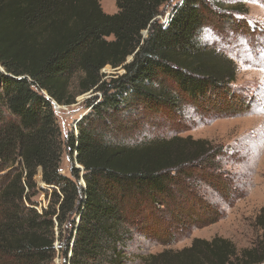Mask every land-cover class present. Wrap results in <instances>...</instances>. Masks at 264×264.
Masks as SVG:
<instances>
[{"label": "trees", "instance_id": "1", "mask_svg": "<svg viewBox=\"0 0 264 264\" xmlns=\"http://www.w3.org/2000/svg\"><path fill=\"white\" fill-rule=\"evenodd\" d=\"M115 5L110 14L99 0H0V102L6 109L0 113V168L11 167L0 188V264H50L54 226L61 233L70 219L75 235L63 249L65 256L70 249L69 264H120L124 226L147 220L160 201L173 219H181L183 209L169 204L196 200L198 180L222 192L227 188L220 145L179 135L112 143L106 134L110 117L130 97L150 111L178 110L185 102L201 115L244 112L246 98L231 87L234 61L201 38L217 3ZM168 9L164 23L160 17ZM107 65L124 72L106 79L101 70ZM96 92L98 101L97 95L84 100L89 111L76 122V134L63 138L54 103L71 105L77 95ZM64 149L81 166L71 168V177L59 169ZM38 169L52 188L41 213L24 202L30 203ZM255 223L261 233L249 247L238 250L221 236L194 238L188 247L149 255L145 264H264V206Z\"/></svg>", "mask_w": 264, "mask_h": 264}, {"label": "rangeland", "instance_id": "2", "mask_svg": "<svg viewBox=\"0 0 264 264\" xmlns=\"http://www.w3.org/2000/svg\"><path fill=\"white\" fill-rule=\"evenodd\" d=\"M182 1L172 0V4ZM99 2L108 13L117 10L115 0ZM215 2L217 6L213 9L216 17L204 25L201 38L205 44L215 47L234 61L236 78L231 87L235 93L246 98L247 106L245 102L242 106L244 112L224 116L201 115L200 111L185 102L178 110L150 111L139 107L138 102L130 97L125 101L124 109L110 117L111 124L106 134L112 143L139 144L179 135L206 139L220 145L223 152L218 162L221 179L227 188L222 192L206 181L198 180L193 184V191L198 195L196 200L185 198L181 204L169 201V207L183 209L181 219H173L166 206L161 205L165 202L160 201L155 211L147 215V220L138 221L136 227L124 226L121 231L123 240L119 244L122 251L120 264H145L149 255L188 247L194 238L221 236L232 241L240 250L251 246L261 233L255 220L264 206V0ZM170 14L168 9L160 17L161 21ZM101 72L106 74L104 78L109 79L112 73L122 74L124 70H115L107 65ZM76 82V76L70 79V90L76 88ZM95 95L98 101L101 94L96 92L77 95V102L71 105H53L63 138L71 132L76 134V122L89 111L84 100ZM5 112L0 102V113ZM15 165L19 167V163ZM79 166L74 156L64 149L60 172L71 177V168ZM10 169L0 168V188L10 178ZM82 176L80 170L78 184L81 186ZM34 180L36 187L29 193L32 205L26 199L24 202L39 213L40 207L44 210V206H48L52 188L42 181L40 169ZM140 207H143L142 204ZM72 219L77 222L78 216L75 214ZM70 220L63 225L61 233L54 226L55 251L50 264H69L70 249L67 256L63 254V249L75 235Z\"/></svg>", "mask_w": 264, "mask_h": 264}, {"label": "water", "instance_id": "3", "mask_svg": "<svg viewBox=\"0 0 264 264\" xmlns=\"http://www.w3.org/2000/svg\"><path fill=\"white\" fill-rule=\"evenodd\" d=\"M144 33H146V31H144ZM131 59V56L128 58V60L127 61H129ZM54 104H56V103H54ZM57 105V104H56ZM75 159H76V156L74 157ZM81 166H79V168H80ZM82 183H83V187L85 186V182H84V180L82 179Z\"/></svg>", "mask_w": 264, "mask_h": 264}, {"label": "built area", "instance_id": "4", "mask_svg": "<svg viewBox=\"0 0 264 264\" xmlns=\"http://www.w3.org/2000/svg\"><path fill=\"white\" fill-rule=\"evenodd\" d=\"M167 20H168V18H167V19H162V22L166 23ZM45 208H46V206H44V209H45ZM41 212H42V210H41V207H40V209H39V213H41Z\"/></svg>", "mask_w": 264, "mask_h": 264}, {"label": "crops", "instance_id": "5", "mask_svg": "<svg viewBox=\"0 0 264 264\" xmlns=\"http://www.w3.org/2000/svg\"><path fill=\"white\" fill-rule=\"evenodd\" d=\"M105 12H106V11H105ZM114 12H115V11H114ZM114 12H109V13L111 14V13H114ZM106 13H108V12H106Z\"/></svg>", "mask_w": 264, "mask_h": 264}]
</instances>
